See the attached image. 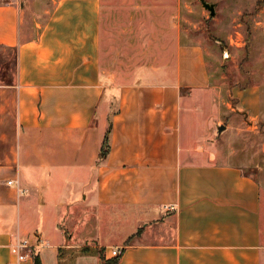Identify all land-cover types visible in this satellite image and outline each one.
I'll return each mask as SVG.
<instances>
[{"label":"crops","instance_id":"0c3cea01","mask_svg":"<svg viewBox=\"0 0 264 264\" xmlns=\"http://www.w3.org/2000/svg\"><path fill=\"white\" fill-rule=\"evenodd\" d=\"M103 11L102 0H51L30 18L21 0H0V46L17 63L0 83V264L18 236L41 264H109L114 248L111 264H262L259 182L183 128L194 102L209 104L201 43L178 28L165 44L132 22L115 36ZM116 212L114 240L68 224Z\"/></svg>","mask_w":264,"mask_h":264},{"label":"rangeland","instance_id":"374dc122","mask_svg":"<svg viewBox=\"0 0 264 264\" xmlns=\"http://www.w3.org/2000/svg\"><path fill=\"white\" fill-rule=\"evenodd\" d=\"M207 1L214 3L215 14L211 15L200 0H102L103 15L115 36H121L132 22L136 34L143 30L140 24L148 32L157 29L163 33L165 44L171 43L178 28L182 41L194 39L201 43L211 76V87L204 97L209 104L199 108L200 101L194 102L189 112L191 120L183 117V128L188 130L192 122L194 144H205L209 141L206 136L212 137L210 147L204 146L203 152L216 161L241 166L259 182L264 235V0ZM50 2L21 0L30 18L42 17ZM15 54L13 47L0 46V79L10 80L14 75ZM219 124H225L220 133ZM122 217L116 212V216H107L93 225L71 216L68 224L72 222L73 229L82 235L101 237L105 232L114 240L118 232L112 222L119 223ZM25 226L28 228L27 223Z\"/></svg>","mask_w":264,"mask_h":264},{"label":"built area","instance_id":"2783aa9c","mask_svg":"<svg viewBox=\"0 0 264 264\" xmlns=\"http://www.w3.org/2000/svg\"><path fill=\"white\" fill-rule=\"evenodd\" d=\"M9 184H15L18 187V181L8 179ZM19 188V187H18ZM33 245L30 240L26 237H16L11 243V252L14 256V260L10 264H20L22 261L26 260L33 253ZM113 254H118L119 250L114 248L112 250Z\"/></svg>","mask_w":264,"mask_h":264},{"label":"trees","instance_id":"16d2710c","mask_svg":"<svg viewBox=\"0 0 264 264\" xmlns=\"http://www.w3.org/2000/svg\"><path fill=\"white\" fill-rule=\"evenodd\" d=\"M15 49V48H14ZM15 53H16V50H15ZM15 56H16V54H15ZM17 63H16V57H15V65H16ZM17 67V66H16ZM6 68H8L7 66H6ZM17 69V68H16ZM15 73H16V71L14 72V75L12 76V78L10 79V80H5L4 78H1L0 79V81L1 82H3V83H12L13 81H14V78H15ZM246 173H248V172H246ZM137 233H139V230L137 231ZM130 237L126 240V243L128 244L129 242H130ZM63 251V249L61 248H59V259H60V256H61V252ZM81 251H90V248L89 247H87V246H84L83 248H81ZM97 251L102 255L103 254V248H98L97 249ZM34 253V252H33ZM121 253L122 252H120V253H118V254H116L114 257H112V258H110V259H108L107 260V263H109V264H111V263H114V262H116V261H118V259L120 258V256H121ZM34 255V262H33V264H41V260H40V257H39V255L38 254H36V253H34L33 254ZM104 257V256H103ZM59 263H60V261H59Z\"/></svg>","mask_w":264,"mask_h":264},{"label":"water","instance_id":"95a60500","mask_svg":"<svg viewBox=\"0 0 264 264\" xmlns=\"http://www.w3.org/2000/svg\"><path fill=\"white\" fill-rule=\"evenodd\" d=\"M200 1H201L202 5H203L205 8L209 9L211 15L215 14V5H214V3L209 2V1H207V0H200ZM223 129H225V124H219V125L217 126V130H218L219 133H220Z\"/></svg>","mask_w":264,"mask_h":264}]
</instances>
